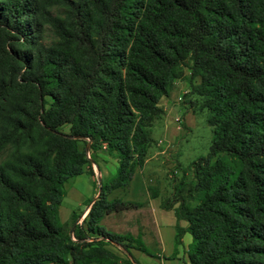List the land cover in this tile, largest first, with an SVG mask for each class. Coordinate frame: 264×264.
Returning <instances> with one entry per match:
<instances>
[{
  "label": "trees",
  "instance_id": "trees-1",
  "mask_svg": "<svg viewBox=\"0 0 264 264\" xmlns=\"http://www.w3.org/2000/svg\"><path fill=\"white\" fill-rule=\"evenodd\" d=\"M179 79L212 135L160 200L186 222L174 243L190 234L189 264H264V0H0V264L152 254L102 220L138 206L107 194L143 165ZM101 148L116 172L69 231L63 185Z\"/></svg>",
  "mask_w": 264,
  "mask_h": 264
},
{
  "label": "rangeland",
  "instance_id": "rangeland-1",
  "mask_svg": "<svg viewBox=\"0 0 264 264\" xmlns=\"http://www.w3.org/2000/svg\"><path fill=\"white\" fill-rule=\"evenodd\" d=\"M186 91L187 83L184 79H179L175 81L174 87L169 95L170 100L173 99L172 103L175 104L172 115H168L169 123L171 124L170 128L172 131L184 129L183 134H180L179 136L175 135V138H177L176 142L170 141L167 144L158 142L157 140L160 138L161 134H163V128L156 125L151 129L152 137L155 140V148H161L163 146L162 148L164 149V163H159L157 169L160 181L157 184H151L150 182L148 186V189L161 191V196L157 198L159 201L171 194L175 178L179 177L183 170L186 171L191 161L207 154L210 144L212 131L211 127L205 123L204 114H193L186 105L182 104L183 96ZM186 110L191 111L193 114V116H186V122L189 126L188 128L186 127V122H184L185 120L183 121L182 117ZM165 114H167V112ZM175 118H178V121H174ZM178 127H180V129H178ZM61 130L67 133L68 126H62ZM154 145L151 146V151L154 149ZM87 155L92 161L91 164L93 174L83 172L69 178L63 185L64 195L57 210L59 221L65 224L67 230L69 231L75 225L77 219L79 221L83 219V213L85 211L86 205H88L90 199H92V190H95L94 193L96 194L99 189V183L97 180L99 172L98 167L96 166V160L98 156L90 150H87ZM149 156V164H158L159 160L157 159V156ZM149 164L148 167L143 171L144 180L145 177L148 179V176L154 175L156 173H150L149 170L151 168ZM116 167L110 170L111 174L109 176H102L101 182L103 184H105L110 179V177L115 174ZM89 181H91V183ZM124 212L125 213L121 215H119L120 213L116 215L112 214L111 216L109 215L107 216V219L102 221V223H115V225L118 227V231L121 233H125L126 231H135V220L137 217L135 208H129L124 210ZM76 216L78 217L76 218ZM106 247L111 249L115 248L109 242H107ZM147 248L153 252L157 250V247L154 245H150ZM117 252H121L122 254V251L120 250H117ZM61 254L66 256L64 251H61Z\"/></svg>",
  "mask_w": 264,
  "mask_h": 264
},
{
  "label": "crops",
  "instance_id": "crops-1",
  "mask_svg": "<svg viewBox=\"0 0 264 264\" xmlns=\"http://www.w3.org/2000/svg\"><path fill=\"white\" fill-rule=\"evenodd\" d=\"M172 100H170V96L161 98L160 103L164 108L165 113L163 117L154 125L161 126L163 128V134H161L160 138L157 140L158 142L163 144H167L170 141L176 142L177 138L176 136H179L180 134H183L184 129L181 130H171V124L169 123L168 115H172L173 108L175 106L174 103H172ZM193 116L191 111H187L184 113L183 121L186 122V116ZM178 121V118H175L174 121ZM153 126V127H154ZM186 127L188 128V124L186 122ZM180 129V127H178ZM152 137V133H151ZM183 137V136H181ZM153 139V144H155V140ZM151 145V146H152ZM163 147V146H162ZM160 147L152 149L151 147L148 150L147 156L144 160V163L139 169H135L132 178L129 182L128 187L123 189H115L112 190L110 193L107 194L108 200H114L119 199L122 201H130L133 203L138 204V206H135V212L137 213V217L135 220V231H126L130 232L132 235L137 236L140 238L143 245L147 248L150 245H154L157 247V250L155 252L149 250L148 251L152 254H147L145 252H142L135 248H129L130 254L133 257V259L138 264H189L187 256H186V249L190 242V234L187 232H184L181 238V243L175 245L174 243V237H175V227L178 224L180 227H185L186 222L184 220H178L176 219L173 209H164L160 206V201L157 199L161 195V191H154L157 193V196L153 198L150 194V191L148 189V186L151 182V184H157L160 181V178L158 177V165L163 164L164 162V149ZM150 156H149V155ZM95 155L98 156L96 160V166L98 167L99 175L97 177L98 183L100 184L102 176H109L111 174V169H114L117 166V161L115 158L111 157L107 154V152L101 148L98 151L95 152ZM152 155L157 156V159L159 160L158 164H149V157H152ZM150 165V173H155L154 175L148 176V179L145 177V180L143 179V171L145 168L148 167V164ZM99 178V179H98ZM91 183V181H89ZM99 186V185H98ZM99 190V189H98ZM92 199L90 200L89 204L86 205L85 211L83 215L87 213L90 204L92 201L97 198L98 192L96 194L94 193L95 190H92ZM176 205V204H175ZM83 212V210H82ZM120 213L124 214V211L121 212H111L109 214H106L103 218V220L107 219V216H111L112 214L116 215ZM82 220V219H81ZM78 219L76 220V223H80ZM102 220V221H103ZM75 223V224H76ZM102 225L109 231L119 232L118 227L115 225V223H107ZM115 248L111 249L112 252L117 254L120 257H124V253L122 248L117 245L111 243ZM159 249V250H158ZM117 250L122 251L117 252Z\"/></svg>",
  "mask_w": 264,
  "mask_h": 264
},
{
  "label": "water",
  "instance_id": "water-1",
  "mask_svg": "<svg viewBox=\"0 0 264 264\" xmlns=\"http://www.w3.org/2000/svg\"><path fill=\"white\" fill-rule=\"evenodd\" d=\"M86 149H88V146L86 147Z\"/></svg>",
  "mask_w": 264,
  "mask_h": 264
}]
</instances>
